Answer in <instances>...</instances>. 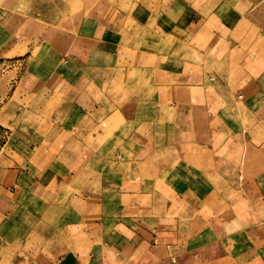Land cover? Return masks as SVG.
<instances>
[{
	"label": "crops",
	"instance_id": "1",
	"mask_svg": "<svg viewBox=\"0 0 264 264\" xmlns=\"http://www.w3.org/2000/svg\"><path fill=\"white\" fill-rule=\"evenodd\" d=\"M6 14L0 264H264V0Z\"/></svg>",
	"mask_w": 264,
	"mask_h": 264
},
{
	"label": "rangeland",
	"instance_id": "2",
	"mask_svg": "<svg viewBox=\"0 0 264 264\" xmlns=\"http://www.w3.org/2000/svg\"><path fill=\"white\" fill-rule=\"evenodd\" d=\"M90 1L91 0H0V11L4 12V14L0 15L2 17V15H5L7 12L6 16L10 14L26 20L33 19L38 22V24L42 23L52 30H55L57 28L61 29L68 27L71 16L76 9L81 8L82 5H87ZM21 48L22 46L20 48H12L9 51L6 48L3 51L0 50V106L6 100L11 84L16 80L19 72L23 68L22 61L25 59L26 54H24ZM3 143L4 138L0 135V148H2ZM42 150L43 148H40L37 155L42 154ZM37 241H39V239ZM70 242L71 240L69 239V243ZM39 244L40 241H33L31 247L37 248L35 245ZM18 247L19 246H17V248ZM4 257L3 264H10L12 259H9V255H4Z\"/></svg>",
	"mask_w": 264,
	"mask_h": 264
}]
</instances>
